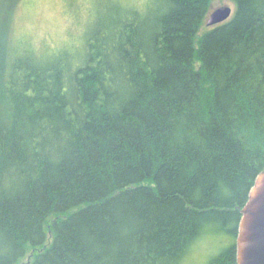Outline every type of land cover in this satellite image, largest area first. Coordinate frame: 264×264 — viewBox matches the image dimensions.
<instances>
[{
  "label": "trees",
  "instance_id": "obj_1",
  "mask_svg": "<svg viewBox=\"0 0 264 264\" xmlns=\"http://www.w3.org/2000/svg\"><path fill=\"white\" fill-rule=\"evenodd\" d=\"M101 1L106 4L104 7ZM100 0L80 41L0 22V264H236L264 168V0ZM9 28V27H8Z\"/></svg>",
  "mask_w": 264,
  "mask_h": 264
},
{
  "label": "rangeland",
  "instance_id": "obj_2",
  "mask_svg": "<svg viewBox=\"0 0 264 264\" xmlns=\"http://www.w3.org/2000/svg\"><path fill=\"white\" fill-rule=\"evenodd\" d=\"M99 2L100 0H0V22L5 20L7 23L2 27L5 31L2 37L5 38L9 32L7 44H32L40 50L78 44L90 8H95L104 1ZM102 5L106 7L105 3ZM224 5L234 10V4L230 0H212L209 12ZM204 25L207 27L206 22ZM224 244L226 243L217 237L203 238L189 253L187 264H206Z\"/></svg>",
  "mask_w": 264,
  "mask_h": 264
},
{
  "label": "water",
  "instance_id": "obj_3",
  "mask_svg": "<svg viewBox=\"0 0 264 264\" xmlns=\"http://www.w3.org/2000/svg\"><path fill=\"white\" fill-rule=\"evenodd\" d=\"M233 11L224 5L209 12L207 26L225 22ZM236 236V264H264V168L255 177L240 209Z\"/></svg>",
  "mask_w": 264,
  "mask_h": 264
}]
</instances>
